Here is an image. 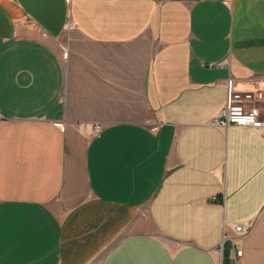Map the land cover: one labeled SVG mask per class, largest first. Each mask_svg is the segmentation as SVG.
Returning a JSON list of instances; mask_svg holds the SVG:
<instances>
[{"label":"crops","instance_id":"crops-1","mask_svg":"<svg viewBox=\"0 0 264 264\" xmlns=\"http://www.w3.org/2000/svg\"><path fill=\"white\" fill-rule=\"evenodd\" d=\"M229 78L264 79V0H0V264H264Z\"/></svg>","mask_w":264,"mask_h":264},{"label":"built area","instance_id":"built-area-1","mask_svg":"<svg viewBox=\"0 0 264 264\" xmlns=\"http://www.w3.org/2000/svg\"><path fill=\"white\" fill-rule=\"evenodd\" d=\"M71 4L72 0H66ZM70 25L69 22L66 24ZM67 54V51H65ZM228 93L224 106L219 113L212 118V122L226 127L230 124L239 126L245 125H260L259 119L262 113L264 104V79L257 81L255 86L250 88H237L233 78L228 79ZM4 121V117L0 114V123ZM61 128H64L63 123H59ZM101 126L98 124L95 127V132H99ZM249 229V224L237 222L232 225L231 230L224 233V239L231 238L233 241L235 253L237 256L242 255L240 239Z\"/></svg>","mask_w":264,"mask_h":264}]
</instances>
